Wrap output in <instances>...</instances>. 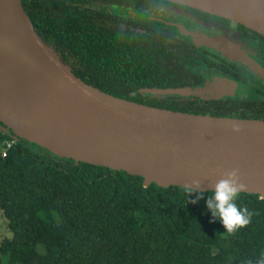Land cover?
I'll use <instances>...</instances> for the list:
<instances>
[{
    "label": "trees",
    "instance_id": "1",
    "mask_svg": "<svg viewBox=\"0 0 264 264\" xmlns=\"http://www.w3.org/2000/svg\"><path fill=\"white\" fill-rule=\"evenodd\" d=\"M97 1L24 4L47 43L81 60L84 81L139 104L210 115L191 98L139 93L190 87L191 60L159 37L106 26ZM10 136L0 131V210L11 234L0 244V264H256L264 257V198L256 194L240 193L237 204L252 219L227 233L206 208L212 191L143 186L141 177L59 158ZM3 142H12L4 156Z\"/></svg>",
    "mask_w": 264,
    "mask_h": 264
},
{
    "label": "water",
    "instance_id": "2",
    "mask_svg": "<svg viewBox=\"0 0 264 264\" xmlns=\"http://www.w3.org/2000/svg\"><path fill=\"white\" fill-rule=\"evenodd\" d=\"M238 23L264 37V0H161ZM197 45L218 42L188 34ZM198 38V39H196ZM221 53L264 81V69L235 51ZM204 88H142L155 98L225 93L235 83ZM134 95V94H133ZM239 127L233 132L232 127ZM0 131L75 163L141 177L143 186L211 191L237 169L241 193L264 198V121L151 107L119 98L81 79L40 35L24 0H0Z\"/></svg>",
    "mask_w": 264,
    "mask_h": 264
},
{
    "label": "flooded vegetation",
    "instance_id": "3",
    "mask_svg": "<svg viewBox=\"0 0 264 264\" xmlns=\"http://www.w3.org/2000/svg\"><path fill=\"white\" fill-rule=\"evenodd\" d=\"M118 2L122 5H117ZM95 6L106 26L159 37L170 49L187 55L191 60L188 68L191 85L188 86H215L217 80L235 83L237 88L233 95L215 93L189 97L198 106L206 107L210 116L264 121V81L221 53V50L235 51L264 69L263 36L228 19L161 0H98ZM188 34L199 39H214L220 50L197 45ZM49 44L79 76L81 60L68 48Z\"/></svg>",
    "mask_w": 264,
    "mask_h": 264
},
{
    "label": "clouds",
    "instance_id": "4",
    "mask_svg": "<svg viewBox=\"0 0 264 264\" xmlns=\"http://www.w3.org/2000/svg\"><path fill=\"white\" fill-rule=\"evenodd\" d=\"M233 132H239L238 126L233 125ZM240 181L237 169H232L223 174L212 188V194L206 200V208L211 213L213 220H219L227 233H234L238 229L246 227L252 219L253 213L247 207L237 204L240 193L245 190V185ZM192 192L198 191L200 181L193 180L191 186H185ZM189 194V195H190ZM202 198V194L197 199ZM196 203V200L191 201ZM256 264H264V257Z\"/></svg>",
    "mask_w": 264,
    "mask_h": 264
},
{
    "label": "rangeland",
    "instance_id": "5",
    "mask_svg": "<svg viewBox=\"0 0 264 264\" xmlns=\"http://www.w3.org/2000/svg\"><path fill=\"white\" fill-rule=\"evenodd\" d=\"M11 237L7 229V221L5 220L2 211L0 210V244L3 240Z\"/></svg>",
    "mask_w": 264,
    "mask_h": 264
},
{
    "label": "built area",
    "instance_id": "6",
    "mask_svg": "<svg viewBox=\"0 0 264 264\" xmlns=\"http://www.w3.org/2000/svg\"><path fill=\"white\" fill-rule=\"evenodd\" d=\"M12 145V142H3L1 144V154L4 156L6 149H8Z\"/></svg>",
    "mask_w": 264,
    "mask_h": 264
}]
</instances>
